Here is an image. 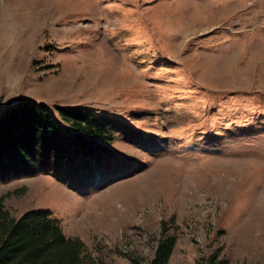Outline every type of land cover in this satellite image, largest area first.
Returning a JSON list of instances; mask_svg holds the SVG:
<instances>
[{"label":"rangeland","instance_id":"374dc122","mask_svg":"<svg viewBox=\"0 0 264 264\" xmlns=\"http://www.w3.org/2000/svg\"><path fill=\"white\" fill-rule=\"evenodd\" d=\"M80 105L111 161L0 181L108 264H264V0H0V114ZM209 259V258H208Z\"/></svg>","mask_w":264,"mask_h":264},{"label":"trees","instance_id":"16d2710c","mask_svg":"<svg viewBox=\"0 0 264 264\" xmlns=\"http://www.w3.org/2000/svg\"><path fill=\"white\" fill-rule=\"evenodd\" d=\"M18 96L0 114V181L55 172L76 160L111 161L116 140L98 113ZM110 158V159H109ZM0 199V264H108L92 256L82 236L69 235L52 209L39 206L16 217ZM151 264H168L178 235L163 231ZM209 258V259H208ZM199 264H230L212 252ZM139 264V263H138Z\"/></svg>","mask_w":264,"mask_h":264}]
</instances>
